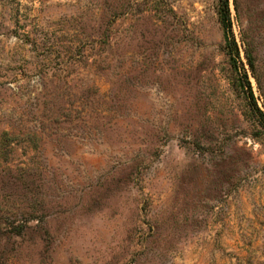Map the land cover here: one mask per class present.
Segmentation results:
<instances>
[{
  "label": "rangeland",
  "instance_id": "obj_1",
  "mask_svg": "<svg viewBox=\"0 0 264 264\" xmlns=\"http://www.w3.org/2000/svg\"><path fill=\"white\" fill-rule=\"evenodd\" d=\"M230 3L239 59L218 0H0V264H264V0Z\"/></svg>",
  "mask_w": 264,
  "mask_h": 264
},
{
  "label": "trees",
  "instance_id": "obj_2",
  "mask_svg": "<svg viewBox=\"0 0 264 264\" xmlns=\"http://www.w3.org/2000/svg\"><path fill=\"white\" fill-rule=\"evenodd\" d=\"M218 3H219V11H218L219 20L226 35V40H228L227 46L229 48V51H231V53L229 52V55H231L232 59H239L240 52L233 36L230 0H218ZM243 78H245V80L248 81L246 73H244Z\"/></svg>",
  "mask_w": 264,
  "mask_h": 264
}]
</instances>
